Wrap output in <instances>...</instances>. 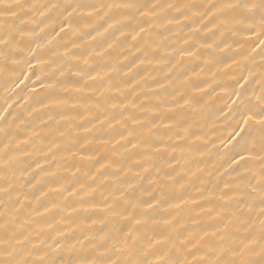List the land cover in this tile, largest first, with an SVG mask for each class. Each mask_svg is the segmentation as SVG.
Listing matches in <instances>:
<instances>
[{
	"label": "snow or ice",
	"instance_id": "obj_1",
	"mask_svg": "<svg viewBox=\"0 0 264 264\" xmlns=\"http://www.w3.org/2000/svg\"><path fill=\"white\" fill-rule=\"evenodd\" d=\"M165 10H170L177 15L164 16L162 26L184 25L189 28V32L200 33L206 30L213 37L212 43H206L188 36L183 39L180 47L172 49L176 53L174 62L171 59L172 53L168 51H164L163 55L155 60L157 64L168 67L170 74L168 84H171L175 77L172 70L177 68L185 57L198 59L201 47L207 48L210 55L214 49L224 53L234 50V54L222 60L212 56L211 59H206L203 65H197L199 72L193 69L190 76L185 74L180 80V83L187 86L189 90H177L172 97L174 103L163 107L161 104H145L146 99H160L155 95L148 97L145 94L144 98H140L137 103L139 93L135 85L140 81L129 82L127 85L113 83L109 74L116 71V66H106L103 71L109 78L105 82L104 90L100 91V96L114 89L118 97H124L126 89H131L133 97L128 101L119 100L116 97L107 101L102 109L104 119L96 117L95 122L89 121L90 127L83 123L88 120V115L78 113L76 110L83 108L87 111L90 108H101L99 100L85 98L83 94L86 91L93 93L98 91L90 87V81L104 79L100 71H96L93 75L84 67L90 64L92 56H103V51L97 52L93 48L86 55L78 56L72 51L73 48L79 47L76 41L74 39L64 41L62 57L68 59L57 62L55 69L39 77L42 87L46 91L50 90L49 95L40 100V106L48 108L50 113L58 108L65 109L60 112L59 120L67 121L68 128L77 132L82 130L84 133L91 134L97 123L104 125L105 121L109 129H115L117 125H120L127 132V136L121 133L120 140L116 142L126 141L122 145L125 151H129L128 144L138 150L133 163L139 171H135L133 182L127 183L121 194L126 202L122 210L118 211L114 203H107L108 197L103 194L101 201L95 200V193L99 188V185L95 183L96 174H86L93 184L80 183L66 189L68 196L78 198V204L62 207L55 202L42 203L43 198L47 196V192L42 191L40 196L36 197V207L33 209L36 216H44L54 210L58 213L67 212L68 207H71L72 212L83 211L86 214L84 219L86 226L88 220H91L92 224L102 222L94 218L95 211L89 215V210L99 209L104 218L108 215L123 216L130 225H139L151 218L150 212L164 209L166 216L152 218V222L163 225V229L144 245L138 232L131 227L127 231L109 229L102 232L98 238L94 235L93 229L88 227V234L84 237L91 245L88 249L80 239L75 236L71 240L68 239L63 229H55V224L50 222L48 227L54 229L55 234L46 240H41L40 244L43 247L38 248L30 239L29 229L33 223L31 218L22 219L19 216L10 217L8 213H0V264H264V0H211V2L206 0L200 5L154 3L153 0H144L143 3H137L136 0H128L124 3H117L115 0L111 3L107 0H95V2L91 0H44V2L0 0V74L7 75L9 78L15 77L14 83L27 80L28 77L24 75V72L32 73L33 60L36 59L31 44L42 35L47 36L51 33L54 34L52 39H55L61 37L63 33L68 37L87 36L89 40L95 41L98 36L102 37L110 30H116L123 36L127 32L128 22L135 18L132 12L139 17H158ZM98 20H102L103 23L98 25L96 23ZM186 21L187 24H185ZM168 30L176 35L174 29ZM141 32H146L144 24L137 23L132 39L135 40ZM247 33L255 37L254 40H249L251 47L247 53L241 51L243 45L239 42L229 43L226 39V37ZM46 42L50 44L51 40ZM112 46V44L108 45L109 48ZM36 47L39 49L41 45L36 44ZM155 48L159 49L160 45L156 44ZM138 50L145 56L148 55L147 49ZM253 53L260 56L258 72L255 68H248L244 63L255 61ZM73 59L82 61V64L74 65L69 62ZM37 63H39L38 60ZM52 63L49 61L50 65ZM140 63H145V60H140ZM212 66L217 68V72H220L222 68L232 69L235 66V74L229 77L234 80V83H227L215 73L211 83L193 81V77L204 73L206 67L208 71H211ZM17 72L20 73L19 76L16 75ZM70 77L79 79H69ZM45 80L48 83H45ZM202 83L212 88L213 92H215L213 84L224 91L230 89L229 100L236 106L235 109L229 108L228 112V115L235 113L233 115L235 127L229 135L232 155L227 161V180L218 181L212 189L195 188L200 195H185L188 189L194 187L193 177L200 179L201 185L207 183L206 179L197 177V173L203 171L199 166L195 171L178 170L181 160L184 161V165L189 163L184 153L193 151L190 142L196 135L191 130L189 120L182 113L185 110L195 112L201 103V97L198 94L205 91L201 87ZM166 86L157 81L156 88L149 86L148 91L156 93L158 89L166 88ZM69 93L74 95H67ZM232 97H235V100H232ZM110 109H119V117L109 118ZM129 109L155 115L152 118L147 116L141 118L134 112L128 111ZM165 112L168 113L167 116ZM12 119L16 120L17 117L12 116ZM48 120L59 123L55 115L49 114ZM76 120L81 121V124H74L73 121ZM0 122L3 125L7 124L4 116H0ZM41 123L45 121L41 120ZM128 123L139 125L141 131L136 134L134 129L128 128ZM162 126L175 130L173 135L168 136V140L175 141L178 138L185 143L183 145L165 144L157 132ZM0 133H4L8 141L4 144L3 150H0V172L4 174L2 178L5 184L11 185L16 176L15 171L11 170L20 163L15 152L20 149L18 144L15 148L13 147L16 138L11 132L5 131L4 126H0ZM60 135L64 136L66 132H61ZM133 136L135 142L128 139ZM92 142L89 136H85L83 140H78L76 143L78 148H84ZM100 142L109 143L110 141L101 140ZM22 143L27 145L29 140L25 139ZM56 147L60 145L57 144ZM164 152H179L181 156L177 158L173 155L157 163L155 154ZM22 154L32 155L27 149ZM73 154L77 153L73 152ZM37 167L42 169L39 163ZM109 168L115 169L117 179L121 178V173L124 176L127 175V172H123V169L118 166L116 160L106 158L96 170L102 178L101 182L106 176L101 169ZM10 171L12 179L9 178ZM128 171H134V169L130 167ZM19 174L22 177L24 171L20 170ZM48 174L45 173V175ZM208 176H211V173H208ZM145 179L150 185H157L160 179L171 181L173 188L176 189L178 186V190L171 197L166 196L165 191L161 190L159 195H152L150 192L149 200L143 199V195L136 197L135 200L129 199V193L137 189V182ZM4 190L11 198L10 188L6 186ZM16 204L19 207L15 208V211L19 213L24 207L19 197L16 199ZM189 204L195 207L189 208ZM181 212L185 213L183 217L180 215ZM97 239L99 242H94ZM117 239L120 241L119 247ZM72 240H75V243ZM153 241L161 247L149 251L154 248ZM120 252H125L126 258L120 259L117 256L114 259L113 255ZM34 255L38 258L33 259Z\"/></svg>",
	"mask_w": 264,
	"mask_h": 264
},
{
	"label": "bare ground",
	"instance_id": "obj_2",
	"mask_svg": "<svg viewBox=\"0 0 264 264\" xmlns=\"http://www.w3.org/2000/svg\"><path fill=\"white\" fill-rule=\"evenodd\" d=\"M44 2V0H41ZM95 2V0H91ZM111 3L113 0H107ZM117 3L128 2V0H115ZM137 3H143L144 0H136ZM154 3H174V4H204L206 0H153ZM211 2V0H208ZM135 18L128 22V29L125 35L121 36L119 31L110 30V32L102 37L98 36L95 41L89 40L87 36H74L68 37L61 34V37L52 39V35L41 36L35 43L31 44L32 51L36 54V59L33 60L32 73L25 71L24 75L28 77L27 80H21L19 83H14L15 77L9 78L7 75L0 74V116H4L7 120V124L3 125L0 122V126L5 127V131L11 132L16 138L13 144L19 145L20 151L15 152L20 163L16 164L11 171H15L16 176L11 185H6L3 180V173L0 172V213H8L10 217L19 216L22 219L31 218L33 223L29 229L30 239L37 245L38 248H42L40 244L41 240H46L49 236L55 234L54 229L49 228L48 224L54 223L55 229H63L66 237L71 240L73 236L80 239L88 249L91 248L89 242L84 238L88 232L87 228L93 229L94 235L98 238L99 235L108 231L109 229H116L118 231H127L131 227L134 231L138 232L141 241L144 245L148 240L157 236L163 229V225L154 224L152 218H159L166 216L167 213L164 209H157L155 212H150V219L146 223L139 225H130L129 221L123 216L108 215L107 218L101 216L100 210H89V215L95 211L94 218L100 219L102 222L92 224L91 220H88L87 226L84 223L85 213L83 211L72 212L71 207H68L67 212L58 213L55 210L44 216H36L33 209L36 207V197L40 196L41 192H47V196L43 198L42 203H59L62 207L78 204V198L68 196L67 188L73 187L80 183L93 184V181L89 179L86 174H96V184L99 185L97 192L95 193V200L97 202L103 199V196H107V203H114L117 205V210H122L125 206V200L122 197V192L125 190V185L129 182H133L135 178V171H139L136 165L133 163L137 149L132 148L131 144L127 147L129 151H125L124 145L126 141L120 140V134L123 133L127 136V132L123 127L117 125L115 129L107 128V121L104 125L97 123L93 133H84L82 130L77 132L68 128V122L59 120V114L65 109H56L55 112H49L48 108L40 106V100L46 98L49 95L50 90L46 91L41 83L39 77L51 72L56 68L57 62L62 59H68L62 57L64 51V41L74 39L79 47L73 48L72 51L78 55H86L88 51L95 48L97 52L103 51V56L94 55L90 58V64L84 66L86 70L91 71L95 75L96 71L101 72L103 80H97L95 82L90 81L91 88L98 89L95 93L92 91H86L84 97L88 99L99 100L101 104L100 109L90 108L87 111L83 108H79L76 111L78 113L88 115V120L83 121L84 124H88L91 127L89 121L95 122L96 117L104 119L103 107L106 106L107 101L116 97L119 100H131L133 92L131 89H126L124 97H118L117 93L113 89L110 92H105L104 96H100V91L105 88V82L109 76H105L103 69L107 66H116V71L111 72L110 78L113 83L119 82L121 85H127L129 82L140 81L135 85L136 91L139 93V97L136 102L139 103L140 98H144L145 94L148 97L158 96L160 99H146L145 104L155 105L161 104L172 105L173 95L177 90L188 91V87L182 85L180 80L183 76L191 75L193 69L199 72L197 65H203L206 59H211L214 56L217 60L227 59L234 54V50L227 53L221 52L218 49H214L209 54L207 48L201 47L198 53V59L192 57H185L182 63L172 70L175 73L173 82L168 84L167 81L170 78L168 67L161 66L155 62L159 59L160 55H163L164 51L171 52V59L175 61L176 53L172 51L174 48H178L182 45L184 38L190 36L194 40L201 42L212 43V34L206 30L200 33L189 32V28L184 25L179 27L175 25L164 27L162 21L166 15H177L170 10L161 12L160 16H144L139 17L135 12L131 13ZM96 23L102 24V20L96 21ZM137 23L144 24L146 32H141L137 35L135 40L132 39V33L136 29ZM188 22L186 21L185 24ZM155 25V26H153ZM172 28L176 31V35H173L168 29ZM90 30V29H89ZM87 31V30H85ZM95 35V32H93ZM229 43L239 42L243 45L241 51L247 53L251 47L249 40H254L255 37L251 33L241 34L236 36L226 37ZM47 40H51V43H47ZM87 41V42H86ZM36 44H40L41 47L37 49ZM109 44L113 46L108 47ZM156 44L160 45L159 49H156ZM152 47L149 48L148 46ZM147 49L148 55L145 56L138 49ZM255 55V61L247 64L248 68H255L259 71L260 56ZM37 60L39 63H37ZM140 60H145V63L141 64ZM152 60V63L148 61ZM49 61L53 63L50 65ZM69 62L74 65H81L82 61L70 60ZM243 66V65H242ZM26 67V65H25ZM235 66L232 69L222 68L220 72H217V68L212 66L211 71H208V67L205 68V72L201 73L198 77H193V81H207L211 83L213 80V74L215 73L222 80L227 81L229 84H233L234 80L230 79V76L235 74ZM227 73V75H225ZM17 72V76H19ZM146 77V79H141ZM69 79H79L78 77H70ZM159 81L162 84H166V88H160L156 93L149 92L148 87L156 88V82ZM45 83H48L45 80ZM201 87L205 89L204 92L199 93L201 97V103L197 106L195 112H189L185 110L182 114L189 120L191 124V130L196 134L192 137L193 151L191 153L185 152L184 157L189 160L187 165H184V161L181 160V165L178 166V170L195 171L196 167L203 169L202 172L197 173V177L206 179L207 183L200 184V179L193 177L194 187L186 191L185 195H200L195 191V188L203 187L206 190L212 189L213 186L219 181L223 182L227 180V161L231 157V143L229 142V135L232 129L235 127L232 115H228L229 108L235 109V105L229 100V91H224L220 87H215V92L212 88L207 87L206 84H201ZM258 87V86H257ZM67 95H74L69 93ZM257 95L259 92L257 91ZM235 100V97L231 98ZM70 111V110H69ZM119 109L109 110V118L112 116L119 117ZM128 111L134 112L139 117L152 118L154 113L140 112L134 109ZM179 112V110H177ZM11 113V115H8ZM31 113V114H30ZM55 115L59 123H54L48 120V115ZM167 116L168 113L165 112ZM12 116H16L17 119L13 120ZM44 120L45 123H41ZM74 124L80 125L81 121H73ZM113 123L115 121L113 120ZM129 129H134L138 134L141 129L139 125H133L128 123ZM175 130H169L167 127H161L157 130L158 135L163 138L165 144L178 143L183 145L185 142L180 139L168 140L169 135H173ZM61 132H66V135L61 136ZM38 134V135H37ZM85 136H89L92 139L91 144H87L84 148L77 147V141L83 140ZM29 140V144L22 143L23 140ZM135 142V137H129ZM110 141L109 143H101L100 141ZM4 133H0V150H3V146L7 143ZM59 144L60 147H56ZM31 152L32 155H23V151ZM73 152L77 154H73ZM157 156V163L161 159H168L175 155L180 158L179 152H164L162 154H155ZM92 158L89 159L88 157ZM106 158L116 160L118 166L123 169V172H127L124 176L120 174L121 178L117 179V173L115 169H101V172L106 173L101 182V176L97 173V169L100 168V163H103ZM42 165V169L37 167V164ZM174 163V162H173ZM133 168L134 171H128L129 168ZM79 169V171H77ZM20 170L24 171V175L20 176ZM11 171L9 178L11 177ZM168 171H172L168 169ZM45 173H49L45 175ZM211 173V176H208ZM224 173V175H220ZM147 175V174H145ZM137 189L129 193V199L135 200L136 197L143 195V199L149 200L152 195H159L161 190L165 191L166 196H173L178 190L173 188L172 182L160 179L157 185H150L148 180L137 182ZM10 188L9 194L5 193V187ZM51 189V190H50ZM141 189L143 191H141ZM103 194V196H102ZM19 197L24 207L19 213L15 211L19 205L16 204V199ZM27 197V199H25ZM67 197V199H65ZM195 207L189 204V208ZM42 211V209H41ZM171 211V210H170ZM180 215L183 217L184 212ZM62 218V219H61ZM206 218V217H202ZM59 221V222H57ZM189 227H192L189 225ZM63 239V238H61ZM51 242L50 240L48 241ZM75 243V240H72ZM98 243V239L94 241ZM154 248L149 251H154L156 248H160L161 245L155 244ZM117 246H120V241L117 239ZM30 247V245H29ZM79 247V245H78ZM103 251V250H101ZM119 256L120 259L126 258L125 252L114 254L113 258L116 259ZM38 256L34 255L33 259H37Z\"/></svg>",
	"mask_w": 264,
	"mask_h": 264
}]
</instances>
